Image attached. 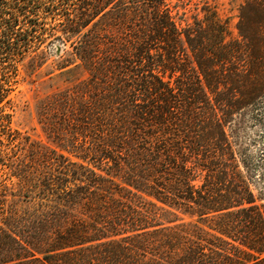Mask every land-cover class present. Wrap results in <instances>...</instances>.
I'll list each match as a JSON object with an SVG mask.
<instances>
[{
    "label": "trees",
    "instance_id": "obj_1",
    "mask_svg": "<svg viewBox=\"0 0 264 264\" xmlns=\"http://www.w3.org/2000/svg\"><path fill=\"white\" fill-rule=\"evenodd\" d=\"M192 1L0 0V264H264V167L229 133L264 117V0L235 34ZM54 41L87 77L40 102L49 147L10 95Z\"/></svg>",
    "mask_w": 264,
    "mask_h": 264
},
{
    "label": "rangeland",
    "instance_id": "obj_2",
    "mask_svg": "<svg viewBox=\"0 0 264 264\" xmlns=\"http://www.w3.org/2000/svg\"><path fill=\"white\" fill-rule=\"evenodd\" d=\"M206 1L213 8H216L221 19L228 20L229 28L235 34V26L239 20L238 0H193L185 7V10L178 9V17L183 16L182 14L185 12V17L189 22H192V16L195 15L203 18L204 12L202 9ZM174 3L175 0H172V4ZM55 22L52 19L43 20L46 25H53ZM65 49L71 50L69 44L66 45ZM44 50L49 58L46 63L36 67L34 60H26L20 68L19 81L10 95L13 101L11 126L22 134L29 136L34 142L54 147L38 122V106L47 96L64 91L83 81L86 79L87 74L79 65H72L61 71L56 69V64L59 62L58 55L61 53V45L58 42L48 43ZM229 133L232 135V140L235 141L236 150L240 149L245 143L250 142L252 144L250 153L260 159L259 166L263 168L264 117L250 118L247 124L241 118H237L229 126ZM260 173L261 170L258 168L252 182V188L257 203L264 204V179L258 178ZM167 217L173 218L172 215H167Z\"/></svg>",
    "mask_w": 264,
    "mask_h": 264
}]
</instances>
